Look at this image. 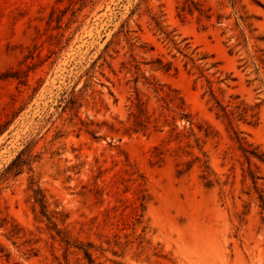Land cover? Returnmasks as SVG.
<instances>
[{
	"label": "rangeland",
	"instance_id": "rangeland-1",
	"mask_svg": "<svg viewBox=\"0 0 264 264\" xmlns=\"http://www.w3.org/2000/svg\"><path fill=\"white\" fill-rule=\"evenodd\" d=\"M177 1L93 0L79 10L81 0H0V73L16 68L22 75L29 73L28 85L18 79H0V121L16 112L0 136V171L33 142L34 152H43L35 164L41 187L71 213L72 221H80L100 214L119 197L133 196L132 191L121 189L120 195L111 191L128 157L145 174L153 196L146 211L150 242L139 245L135 235L125 237L130 230H124L122 247L110 246L122 255L108 252L109 258L124 264H264V212L251 180H244L247 163L231 132L211 110L206 78L199 77L190 60L206 69L224 101L239 94L245 102L258 105L259 122L236 121V127L245 140L264 152V0H240L251 23L246 46L237 45L233 19L218 23L214 17L198 23L195 16H189L182 21ZM204 1L216 12H230L220 9L221 0ZM152 13L160 16L162 30L153 22ZM124 22L126 27L118 33ZM157 58L171 62L173 68L152 67L149 61ZM136 61L147 75L178 89L192 111L217 130L218 136L209 140L207 148L225 185L205 187L197 169L178 176L170 158L162 165L152 164L151 148L158 138L124 133L129 97L136 85L135 69L128 66ZM138 87L148 93L141 83ZM73 89L81 97L82 118L114 123L120 130L96 124L100 137L94 138L69 124L70 115L62 113L61 105ZM57 126L65 134L55 139ZM253 163L261 176L258 186L264 189V163L256 159ZM99 168L103 175L97 179ZM30 175L24 172L12 178L2 186L0 196L14 219L38 231L37 209L28 190ZM95 179L108 185L100 204L92 195L81 193ZM98 230L81 235L97 239ZM1 232L0 244L11 252V258L0 256V264H58L45 241L38 244V255L27 257L24 249ZM56 253L61 255V251Z\"/></svg>",
	"mask_w": 264,
	"mask_h": 264
},
{
	"label": "trees",
	"instance_id": "trees-1",
	"mask_svg": "<svg viewBox=\"0 0 264 264\" xmlns=\"http://www.w3.org/2000/svg\"><path fill=\"white\" fill-rule=\"evenodd\" d=\"M93 0H81V10L87 3ZM259 3L258 0H252ZM148 3V0H141L139 4ZM220 9H230L228 14L216 12L212 6H207L204 0H178L177 15L182 21L189 16H195L198 23L211 21L216 17L218 23L233 19L234 30L237 31V45L246 46L251 32L249 15L244 11L240 0H221ZM150 9V8H149ZM135 10H133L134 12ZM151 18L156 27L162 30L160 16L152 13ZM126 22L121 24L119 32H123ZM117 34V33H116ZM114 34V36L116 35ZM234 35L231 36V38ZM112 41L106 45L109 48ZM193 62L199 77H205L208 83L211 110L216 117L221 119L231 132V139L241 152L247 168L244 170V180L250 179L253 189L264 212V189H260L258 181L261 176L256 172L253 159L264 163V152L259 147L249 143L241 136V131L236 127V121H242L250 125H256L260 119L258 105L245 102L239 94H231L227 101L220 98L214 88V82L206 75V69ZM96 62V61H95ZM152 67L170 71L173 68L171 62L163 61L160 58L149 61ZM124 65H127L124 63ZM215 64H213L214 66ZM187 66V64H186ZM129 69H135V90L129 97L128 125L124 127L125 134L139 133L148 138L157 137L158 141L152 146L150 162L154 165L164 164L168 158L173 160L175 172L178 176H184L194 170H198V177L207 188L218 186L222 183L221 176L211 162V156L207 143L218 136L217 130L207 121L199 118L190 108L181 92L170 84L161 82L155 76H149L142 70L140 62L130 63ZM191 70V69H190ZM25 77V79L23 78ZM18 79L21 84L28 85L29 73H23L19 68L11 69L0 73V79ZM141 83L148 93L139 89ZM38 88V87H37ZM35 88V92L37 90ZM220 90V88H219ZM81 97L72 90L69 98L62 106V113L70 115L68 123L85 131L94 138L100 137L94 125H107L111 131H119L120 128L114 123H95L88 116H81ZM16 111V110H15ZM18 112V111H17ZM16 112L4 121H0V136L6 131ZM66 125V123H64ZM63 127L57 126L55 139L64 136ZM43 152H34V144H27L12 160L0 171V195L2 186L12 178L24 173H30L28 190L36 205V220L39 223L37 230L21 225L7 211V206L1 202L0 196V229L2 236L10 241L17 248H22L27 257L36 256L40 252L38 244L45 241L50 244L53 255L58 264H124L121 260L111 259L107 256L111 252L114 256L120 257L122 251L114 247H122V231L130 230L125 237L135 235L139 245L150 242L146 234L150 229V222L146 215L147 207L153 200L147 185V178L136 163L128 157L124 169L115 175L113 193L120 195L121 189L124 193L133 192L131 198L119 197L117 203L105 206L100 214L94 215L89 220L72 221L71 213L66 211L44 191L36 178L35 164L39 162ZM103 175L99 168L97 179ZM95 179L83 186L82 194L95 198V203L105 201L106 184H101ZM119 185H122L121 188ZM111 191H108L110 195ZM250 193V192H248ZM129 209V210H128ZM76 224H79L77 232L74 231ZM110 227V229H106ZM94 228L99 229L96 233L97 239L82 232L89 233ZM138 232V235H136ZM45 234L47 238H44ZM106 238V240H102ZM100 239V241H98ZM129 242V240L127 241ZM108 244L105 247L104 244ZM61 251V255L56 252ZM0 256L10 259L11 252L5 245L0 244ZM109 262V263H108Z\"/></svg>",
	"mask_w": 264,
	"mask_h": 264
}]
</instances>
